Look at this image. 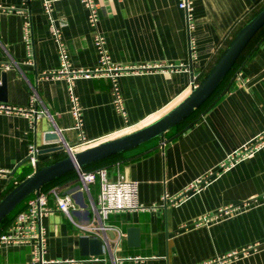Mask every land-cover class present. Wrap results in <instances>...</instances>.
I'll list each match as a JSON object with an SVG mask.
<instances>
[{"label":"crops","instance_id":"0c3cea01","mask_svg":"<svg viewBox=\"0 0 264 264\" xmlns=\"http://www.w3.org/2000/svg\"><path fill=\"white\" fill-rule=\"evenodd\" d=\"M94 1L111 61L133 70L118 77L125 118L113 107L108 79L75 81L84 136L91 140L75 151L169 112L264 5V0H191L195 56L190 59L179 0ZM52 7L72 67L93 69L98 56L83 3L56 0ZM25 15L31 22L30 64ZM252 39L200 109L162 136L81 167H102L108 179L123 174L137 181L141 207L95 221L99 179L88 190L79 189L75 170L51 185L73 191L76 207L69 217L49 196L52 210L40 218L41 255L30 241L2 243L0 264H40V259L54 261L46 264H264V28ZM8 62L14 65L6 70ZM59 66L42 0H0V103L23 110L0 112V199L34 170L28 159L14 169L31 144L41 167L67 155L66 144L78 142L66 80L43 77ZM33 93L36 104L30 103ZM42 108L48 115L34 113ZM101 224L104 230L94 228Z\"/></svg>","mask_w":264,"mask_h":264},{"label":"built area","instance_id":"2783aa9c","mask_svg":"<svg viewBox=\"0 0 264 264\" xmlns=\"http://www.w3.org/2000/svg\"><path fill=\"white\" fill-rule=\"evenodd\" d=\"M29 0H23L27 2ZM56 0H42L43 11L49 19L50 34L56 44L59 55L60 66L57 70L45 73L43 77L48 78H64L67 82L68 99L70 103V113L74 119L73 127L77 130L78 142L74 145L66 144L68 152H74L76 147L86 145L91 140L84 136L82 109L79 99L74 90V83L77 79L103 77L109 80L111 86L112 104L116 112L125 118V108L123 98L121 96L118 85V77L123 75L129 68L122 67L113 63L108 54L105 44V38L98 29V5L94 0H81L87 10V19L93 29V44L97 52V65L93 69H82L72 67L66 45L62 39L60 28L52 17V4ZM178 7L185 12L186 24L185 30L187 34V47L189 58L195 56V39L192 35L193 29V6L191 0H179ZM24 42L27 49L26 63H32L33 47L31 22L29 15L24 16L23 20ZM12 62L4 63L3 68L8 70L13 67ZM195 87V84L192 83ZM38 97L36 93L31 94L30 103L36 104ZM23 111L15 109L4 103H0V112L9 113L11 111ZM35 114L48 115L46 109H35ZM37 148L31 144L29 147L28 161L31 166L36 167L38 163ZM79 179V189H89V184L96 178L99 179L98 193L96 200L93 202V212L95 221L101 222L109 213L114 211L132 210L141 207L138 201V183L135 180L126 178L123 174H118L115 179H108L105 174V169L99 167L95 170H84L81 167L77 169ZM189 184V187L197 185L198 181ZM187 188V189H188ZM73 191H63L58 187L51 186L47 189H38L32 192L26 199L25 207L19 210L7 227L0 232V244L9 242H26L33 243L36 254L42 253L45 241V229L40 222L42 215H46L52 210L48 204L49 196H53L56 202V207L65 212L69 217L71 211L76 207V201ZM237 208V206H235ZM232 209V206L224 210ZM202 219L207 220L208 216ZM94 228L104 230L105 226L95 225ZM40 264L53 263V260L46 261L44 259L37 260Z\"/></svg>","mask_w":264,"mask_h":264},{"label":"water","instance_id":"95a60500","mask_svg":"<svg viewBox=\"0 0 264 264\" xmlns=\"http://www.w3.org/2000/svg\"><path fill=\"white\" fill-rule=\"evenodd\" d=\"M263 26L264 5L237 31L204 78L192 88L191 92L181 102L160 118L121 136L103 140L78 151L68 152L67 155L41 167L36 166L30 174L16 183L0 199V221L25 197L58 176L118 154L150 138L162 136L167 129L189 117L214 92L248 43ZM4 88L5 83L3 81L1 91ZM27 159L28 156L23 158L15 165L14 169Z\"/></svg>","mask_w":264,"mask_h":264},{"label":"trees","instance_id":"16d2710c","mask_svg":"<svg viewBox=\"0 0 264 264\" xmlns=\"http://www.w3.org/2000/svg\"><path fill=\"white\" fill-rule=\"evenodd\" d=\"M264 28V26L261 28V29H263ZM260 29V30H261ZM259 30V31H260ZM258 31V32H259ZM257 34V33H256ZM255 34V35H256ZM253 39H251V41H252ZM250 41V42H251ZM249 42V43H250ZM249 43H248V45H249ZM247 45V46H248ZM246 46V47H247ZM239 58V57H238ZM237 61V60H236ZM236 63V62H235ZM235 63L233 64V66L231 67V69L228 71V73L226 74V76L222 79V81L220 82V84L217 86V88L214 90V92L213 93H215L216 92V90L219 88V86L222 84V82L224 81V79L230 74V72L233 70V68H234V65H235ZM213 93L208 97V99L213 95ZM207 99V100H208ZM206 100V101H207ZM205 101V102H206ZM204 102V103H205ZM204 103L198 108V109H200L203 105H204ZM197 109V110H198ZM196 110V111H197ZM195 112V111H194ZM193 112V113H194ZM99 161V160H98ZM95 162H97V161H95ZM95 162H92V163H95ZM92 163H90V164H92ZM90 164H87V165H90ZM87 165H85V166H82V168H84V167H86ZM74 173H75V169H73V170H70V171H68V172H66V173H64V174H62V175H60V176H58L57 178H55V179H53V180H51V181H49L48 183H46V184H44L40 189H47L48 187H50L51 185H53L55 182H58V180H60L63 176H65V175H74ZM30 195V194H29ZM28 195V196H29ZM27 196V197H28ZM27 197H25L20 203H18L14 208H13V210L6 216V217H4L1 221H0V232H2L6 227H7V225L11 222V220L14 218V216H15V214L19 211V210H21V209H23L24 207H25V204H26V199H27Z\"/></svg>","mask_w":264,"mask_h":264}]
</instances>
